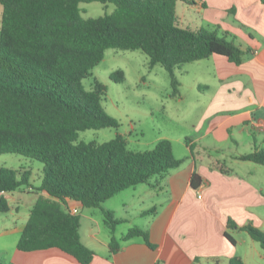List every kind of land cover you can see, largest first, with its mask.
Here are the masks:
<instances>
[{
  "label": "trees",
  "instance_id": "trees-1",
  "mask_svg": "<svg viewBox=\"0 0 264 264\" xmlns=\"http://www.w3.org/2000/svg\"><path fill=\"white\" fill-rule=\"evenodd\" d=\"M93 1L112 3L114 10L97 18H83L79 4ZM177 1L0 0V154L39 161L42 176L38 189L49 196L38 197L30 208L16 243L18 250L58 248L80 264H89L94 252L80 238V215L62 208L61 203L70 198L83 208H101L111 234L110 253L117 252L120 242L114 230L122 219L101 203L141 183L158 188L152 177L163 178L184 161L174 156L166 138L148 150L129 149L120 134L102 143L76 141L79 131L119 125L102 106L105 86L95 79L90 89L82 84L108 48L138 49L148 56L150 67L162 65L169 74L173 96L179 95L180 86L174 75L176 67L213 54L237 65L242 62L248 49L219 36L215 29L180 27ZM110 77L120 82L123 73ZM190 142L186 137L192 154ZM235 157L264 166V147L255 146ZM30 174L22 167H0V190L12 193L30 186ZM200 182V175L193 171L191 186L197 188ZM8 210L7 198L2 195L0 212ZM154 211L151 207L144 214ZM226 225L245 231L264 249L260 228L250 222L238 227L230 218ZM133 237H141L149 248H155L147 230L131 227L121 239ZM224 237L235 245L229 232L224 231ZM228 263L244 264L238 257L229 258Z\"/></svg>",
  "mask_w": 264,
  "mask_h": 264
},
{
  "label": "crops",
  "instance_id": "crops-1",
  "mask_svg": "<svg viewBox=\"0 0 264 264\" xmlns=\"http://www.w3.org/2000/svg\"><path fill=\"white\" fill-rule=\"evenodd\" d=\"M188 4L196 8L199 17V25L191 29H215L219 36L234 41L248 51L238 65L219 54L206 58L211 69L209 77L204 81L196 77L194 81L203 90L195 96L200 112L194 125L197 135L190 142L193 152L190 154L184 142L183 155L177 157L184 161L168 170L163 178L152 177L151 182L159 184L158 188L145 183L149 188L146 193L157 196L151 206L143 205L142 201L136 207L122 202L120 213L109 207L122 222L129 221L133 216L144 219L142 225L137 226L149 232L155 248H149L141 237L121 239L127 231L117 236L115 227L114 236L119 239L120 247L111 254V234L101 235L96 217L82 213V204L74 199L67 198L61 203L64 210L77 209L80 215V238L94 252L89 264L228 263L229 258L236 257L238 253L233 233L242 231L237 227L228 229L229 218L238 227L250 222L264 230V166L235 157L251 152L255 146L264 147V0H194V3ZM232 8L233 13L230 12ZM179 84L182 86L181 82ZM178 96L183 97L181 90ZM253 120L261 126H252ZM233 133L246 137L248 151L239 149L245 147H239ZM225 148L231 150L229 166L225 163L227 154L223 153L224 159L216 155ZM193 171L201 177L197 188L190 183ZM31 176L29 187L35 190L25 194L31 195L30 200L26 201L28 198L17 190L5 193L9 210L0 212L5 213L0 216V223L11 221L13 228L10 230L13 229L18 237L28 217L22 215L19 205V208L12 207L11 202L24 204L29 214L38 197H49L45 191L38 189L41 176L39 184L34 183ZM15 192L16 195L13 194ZM151 207H155L154 213L144 214ZM82 218L90 222L84 236L81 234ZM224 231L234 237L235 245L224 237ZM4 264L80 263L58 248H48L27 252L14 250Z\"/></svg>",
  "mask_w": 264,
  "mask_h": 264
},
{
  "label": "rangeland",
  "instance_id": "rangeland-1",
  "mask_svg": "<svg viewBox=\"0 0 264 264\" xmlns=\"http://www.w3.org/2000/svg\"><path fill=\"white\" fill-rule=\"evenodd\" d=\"M79 8L83 18H97L112 13L114 5L97 1L81 2ZM175 10L180 27L195 28L199 25L197 10L193 5L178 0ZM118 71L123 73V80L115 82L110 75ZM210 73L211 69L208 68L206 59L185 63L174 68L176 79L182 83V86H178L179 93L181 90L183 95L180 98L178 95H172V86L167 70L160 64L150 67L148 56L141 50L106 49L102 60L91 69L90 75L82 79V84L86 89H90L95 79L105 86L106 92L101 101L102 106L108 114L118 121L119 125L115 128L105 127L79 131L76 141L102 143L120 134L125 138L129 149L148 150L159 139L166 138L171 141L174 156L180 157L183 155L185 138L193 139L197 135L194 132V125L198 119L200 112L198 106L200 104L197 103L195 96L203 88L195 85V78L204 81ZM233 137L238 139L239 147H245L239 148L241 151H248L246 150L249 148H246L244 135L233 133ZM250 137L252 142L251 134ZM231 147L234 148V145ZM230 151V149L225 148L223 152L216 153L220 159H224L223 153L227 154L225 157L227 166H229ZM0 167L14 170L21 167L29 169L31 170V179L36 184H39V177L42 176V164L39 161L14 153L0 154ZM30 190L35 189L22 186L16 192L25 195ZM148 190L149 188L145 183L138 184L134 188L125 189L105 200L101 203V207L105 209L112 207L116 213H120L122 202L132 203V207H136L137 203L142 201L143 205L150 207L151 202L155 201L157 196L146 193ZM16 192L13 194L16 195ZM30 196L25 195L28 198L26 201L30 200ZM11 203L14 208L20 206L22 215L28 217L24 204ZM82 213L92 214L96 217L101 226L103 237L110 233L108 226L103 222L104 216L100 207L83 208ZM4 214L1 213L0 216H4ZM143 221L144 219L141 217L133 216L129 221L119 223L116 226V235L125 233L128 227L142 225ZM89 223V220L82 218L81 234L83 236L88 230ZM10 228H13L11 221L8 224L7 222L0 223V261L3 264L10 259L12 252L17 250L16 242L19 237ZM233 236L237 241L238 253L236 257H241V260L245 261L244 264H264V249L252 240L245 231L234 232ZM219 264L228 263L227 261H220Z\"/></svg>",
  "mask_w": 264,
  "mask_h": 264
},
{
  "label": "built area",
  "instance_id": "built-area-1",
  "mask_svg": "<svg viewBox=\"0 0 264 264\" xmlns=\"http://www.w3.org/2000/svg\"><path fill=\"white\" fill-rule=\"evenodd\" d=\"M251 123H252V126H255V127L261 126L259 122H256V120H253ZM4 194H5V192L0 190V196H2ZM68 211H70L71 213H74V214L77 213V209H72V210H68Z\"/></svg>",
  "mask_w": 264,
  "mask_h": 264
}]
</instances>
